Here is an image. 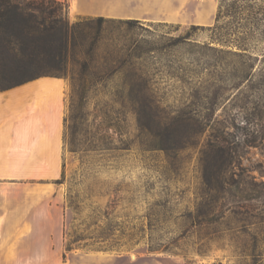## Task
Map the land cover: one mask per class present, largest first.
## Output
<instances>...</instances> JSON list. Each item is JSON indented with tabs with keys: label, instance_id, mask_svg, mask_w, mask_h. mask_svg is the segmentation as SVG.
I'll list each match as a JSON object with an SVG mask.
<instances>
[{
	"label": "rangeland",
	"instance_id": "obj_1",
	"mask_svg": "<svg viewBox=\"0 0 264 264\" xmlns=\"http://www.w3.org/2000/svg\"><path fill=\"white\" fill-rule=\"evenodd\" d=\"M156 1L153 18L104 25L89 88L55 77L69 84L60 264H264V0ZM187 33L198 46L136 62L139 84L135 61L113 56ZM143 107L213 117L165 152L139 128Z\"/></svg>",
	"mask_w": 264,
	"mask_h": 264
},
{
	"label": "crops",
	"instance_id": "obj_2",
	"mask_svg": "<svg viewBox=\"0 0 264 264\" xmlns=\"http://www.w3.org/2000/svg\"><path fill=\"white\" fill-rule=\"evenodd\" d=\"M69 1L71 16L147 19L156 0ZM67 81L42 77L0 92V264H60ZM121 259V258H120Z\"/></svg>",
	"mask_w": 264,
	"mask_h": 264
},
{
	"label": "trees",
	"instance_id": "obj_3",
	"mask_svg": "<svg viewBox=\"0 0 264 264\" xmlns=\"http://www.w3.org/2000/svg\"><path fill=\"white\" fill-rule=\"evenodd\" d=\"M69 12V1L0 0V92L41 77L70 75L74 83L81 82L84 89L89 88L93 83L92 75L98 70L97 53L103 40L104 25L116 21L101 17L71 23ZM220 20L219 16L218 23ZM119 24L131 26L140 22L120 20ZM192 29L199 28L194 26ZM184 46H198L190 41V33L153 43L140 42L134 49L127 44L116 49L113 56H128L135 61L130 67L138 74L139 78L134 81L139 84L145 73L136 68V62L143 61L144 57L146 60L153 52L180 50ZM250 73L248 76L253 75ZM189 113L163 116L143 107L138 113L139 128L152 138L154 150L178 153L195 142L213 117L211 113L205 116ZM218 152L220 160L225 162L228 148L223 144Z\"/></svg>",
	"mask_w": 264,
	"mask_h": 264
}]
</instances>
